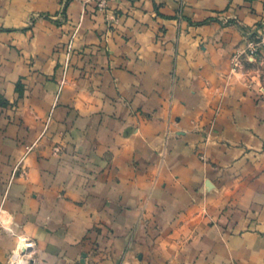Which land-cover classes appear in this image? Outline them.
I'll return each mask as SVG.
<instances>
[{
	"label": "crops",
	"instance_id": "obj_1",
	"mask_svg": "<svg viewBox=\"0 0 264 264\" xmlns=\"http://www.w3.org/2000/svg\"><path fill=\"white\" fill-rule=\"evenodd\" d=\"M263 31L264 0H0V204L31 264H264V61L231 65Z\"/></svg>",
	"mask_w": 264,
	"mask_h": 264
},
{
	"label": "built area",
	"instance_id": "obj_2",
	"mask_svg": "<svg viewBox=\"0 0 264 264\" xmlns=\"http://www.w3.org/2000/svg\"><path fill=\"white\" fill-rule=\"evenodd\" d=\"M96 2V7L98 10L102 11L106 7V0H91ZM71 49V44L68 45V51ZM264 52V36L260 37L258 42H250L246 45L244 50L236 52L232 58H231V65H232V70H236L240 66V58L243 54H245L247 57L250 59H254L259 53ZM8 215L5 211L0 210V224L6 225L9 224L7 220ZM9 227H6V229L9 232H12L11 230L8 229ZM24 243L27 245V248L22 251V255L20 257L21 261H19V264H28V253L29 250L31 249V245L26 243V240H24ZM15 252V251H14ZM15 253L12 254L11 256V264H17V260L19 257L14 255ZM15 258V259H14ZM19 260V259H18Z\"/></svg>",
	"mask_w": 264,
	"mask_h": 264
},
{
	"label": "rangeland",
	"instance_id": "obj_3",
	"mask_svg": "<svg viewBox=\"0 0 264 264\" xmlns=\"http://www.w3.org/2000/svg\"><path fill=\"white\" fill-rule=\"evenodd\" d=\"M262 36H264V31L262 32V34H260V35L258 34V35L256 36V37H257L256 42H258L259 38L262 37ZM242 60H244V62H245L246 64H253V63H256L258 60H263V61H264V52L259 53L254 59H250V58L247 57L245 54H243V55L241 56V58H240V66H239L238 68H241V66H242L241 61H242ZM238 68H237V69H238ZM233 71H235V70H233ZM32 148H33V146L30 147V148H28L27 151H30ZM54 152H58V149H55ZM199 158H200L201 161H203V162L205 161V158L203 157V155H199ZM24 172H25V171H24V168L22 167V165H21L20 163H18V164L16 165V167H15V168L13 169V171H12L11 178L15 177L16 175H22V174H24ZM0 210L5 211V209H4V201L0 204ZM5 212H6V211H5ZM6 213H7V212H6ZM7 215H8V213H7ZM12 226H13V223H11V224H6V225H2V224H0V233L7 234V235H10V236H14V237H16V240H17V242H16V246H17V243H18V241H19V238H22V239L26 240V243H28V244L31 245V249L29 250V253H28V264H31L32 261H33V255H34L35 245H34L33 241H31L30 239L25 238V237H21V236H17L15 233H13ZM6 227L11 228V231H12V232H9V231L6 229ZM16 246H15V249H16ZM15 249L10 253V255H9V257H8V260H7V263H6V264H11V256H12V254L14 253Z\"/></svg>",
	"mask_w": 264,
	"mask_h": 264
},
{
	"label": "bare ground",
	"instance_id": "obj_4",
	"mask_svg": "<svg viewBox=\"0 0 264 264\" xmlns=\"http://www.w3.org/2000/svg\"><path fill=\"white\" fill-rule=\"evenodd\" d=\"M26 248H27V245L24 243L23 239H21L20 242H19L18 249H17L16 253L14 254L16 257H17V256L19 257V258H18L19 260L16 259V260L18 261L17 264L20 263L19 261H21L20 257H21V255H22V251L25 250ZM14 259H15V258H14Z\"/></svg>",
	"mask_w": 264,
	"mask_h": 264
}]
</instances>
